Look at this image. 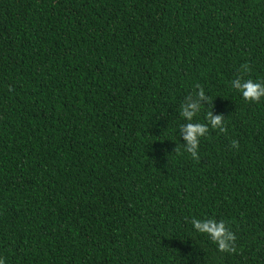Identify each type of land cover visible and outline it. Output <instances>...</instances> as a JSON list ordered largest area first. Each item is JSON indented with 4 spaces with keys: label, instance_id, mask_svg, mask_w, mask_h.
Segmentation results:
<instances>
[{
    "label": "trees",
    "instance_id": "1",
    "mask_svg": "<svg viewBox=\"0 0 264 264\" xmlns=\"http://www.w3.org/2000/svg\"><path fill=\"white\" fill-rule=\"evenodd\" d=\"M0 264H264V0H0Z\"/></svg>",
    "mask_w": 264,
    "mask_h": 264
}]
</instances>
